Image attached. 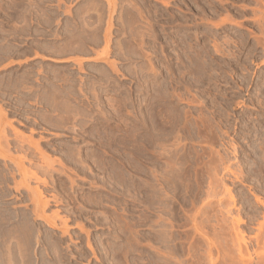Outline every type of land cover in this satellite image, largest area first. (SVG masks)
<instances>
[{
  "label": "rangeland",
  "instance_id": "1",
  "mask_svg": "<svg viewBox=\"0 0 264 264\" xmlns=\"http://www.w3.org/2000/svg\"><path fill=\"white\" fill-rule=\"evenodd\" d=\"M263 1L0 0V264H152L155 250L160 264H264ZM137 115L184 126L151 142L183 146L194 205L183 183L167 190L172 215L153 196L159 146L140 165L153 194L135 197Z\"/></svg>",
  "mask_w": 264,
  "mask_h": 264
},
{
  "label": "bare ground",
  "instance_id": "2",
  "mask_svg": "<svg viewBox=\"0 0 264 264\" xmlns=\"http://www.w3.org/2000/svg\"><path fill=\"white\" fill-rule=\"evenodd\" d=\"M80 1V0H79ZM91 1V0H90ZM94 1V0H93ZM264 2V1H263ZM91 3V2H90ZM107 4H109V3H107ZM263 4V3H262ZM91 5V4H90ZM59 6V5H58ZM69 6H70V4H69ZM95 6V5H94ZM66 7V6H65ZM92 7L93 6H91V8H89V10L90 9H92ZM96 7V6H95ZM94 7V8H95ZM108 7V6H107ZM67 8V7H66ZM80 9H81V7H80ZM86 9V8H85ZM97 9V8H96ZM96 9H94V10H96ZM262 9H264V8H262ZM83 10V9H82ZM93 10V11H94ZM83 11H86V10H83ZM83 11H81V12H83ZM96 11H98V10H96ZM74 12V11H73ZM79 12V11H78ZM262 12V11H261ZM84 13V12H83ZM82 13V14H83ZM77 14V13H76ZM97 14V13H96ZM262 14L264 15V13L262 12ZM80 15V14H79ZM92 15H94V14H92ZM98 16H99V14H97ZM96 15V16H97ZM262 15V16H263ZM81 16V15H80ZM79 16V17H80ZM261 16V17H262ZM24 17V16H23ZM82 17V16H81ZM84 17V16H83ZM259 17H260V15H259ZM264 17V16H263ZM262 17V18H263ZM98 17H96V19H97ZM261 18V19H262ZM82 19V23H84L85 24V20L83 21V19L84 18H81ZM99 19V18H98ZM97 19V20H98ZM100 20H98V22H99ZM73 22V21H72ZM108 24V23H107ZM77 26V25H76ZM86 26L84 25V28H85ZM98 27V26H97ZM96 27V28H97ZM79 29V28H78ZM87 29V28H86ZM85 29V30H86ZM94 29H95V27H94ZM108 31V30H107ZM74 32V31H73ZM87 32V31H86ZM78 34H79V32H78ZM87 33H84V35H86ZM106 35V34H105ZM78 36V35H77ZM76 35H75V38L77 37ZM71 38H72V36H71ZM74 38V37H73ZM98 56V55H97ZM102 56V55H101ZM100 55H99V57H101ZM103 57V56H102ZM101 57V58H102ZM96 58V57H95ZM8 83V82H7ZM66 92V91H65ZM56 94V93H55ZM54 94V95H55ZM58 95V94H57ZM60 97V96H59ZM58 96L56 97V99L57 98H59ZM54 98H55V96H54ZM161 98H163V97H161ZM53 100H55V99H53ZM161 100V99H160ZM49 101V100H48ZM56 101V100H55ZM58 101V100H57ZM159 101V100H158ZM162 101V100H161ZM54 102V101H53ZM56 104V103H55ZM160 104H162V103H160ZM151 105V104H150ZM165 105V104H164ZM157 107V106H156ZM160 107V106H159ZM158 107V108H159ZM65 108H66V106H65ZM164 108H166V107H164ZM138 109V108H137ZM159 109H161V108H159ZM159 109H157V110H159ZM1 110V109H0ZM154 110V109H153ZM152 110V111H153ZM161 110H163L162 111V113L164 112V109L162 108ZM167 110V109H166ZM165 110V111H166ZM170 110V109H169ZM1 111H3V110H1ZM136 111V110H135ZM147 111V110H146ZM176 111V110H175ZM63 112V111H62ZM138 112V111H137ZM159 112V111H158ZM161 112V111H160ZM160 112L159 113H157V114H160ZM168 112V111H167ZM167 112H165V113H167ZM171 112V111H170ZM174 112V111H173ZM172 112V113H173ZM177 112V111H176ZM2 114H3V112H1ZM0 113V114H1ZM161 113V114H162ZM184 113H186L185 111H184ZM147 114V113H146ZM152 114V113H151ZM187 114V113H186ZM155 115H156V113H155ZM154 115V116H155ZM138 116V115H137ZM157 116V119H158V117L160 116H158V115H156ZM185 116V115H184ZM188 116V115H187ZM0 117H2V115L0 116ZM62 117V116H61ZM153 117V116H152ZM151 117V118H152ZM163 117V116H162ZM165 117V116H164ZM172 117V116H171ZM136 118V119H135ZM193 118V117H192ZM63 119H65V117L63 118ZM134 119H135V122H134V128H133V132H132V151H133V155H134V161H135V163H134V181H133V190H134V193H135V197L137 198V197H140L141 195H140V191H141V188H142V190H143V192L148 196V193H149V188L151 189V187H153L154 188V186H152V184H151V187H149L150 185H144L143 184V181L144 180H142V187H140L141 185V182H140V180L143 178H140L141 177V170H143V169H141L140 167V165L142 164V163H144V162H146V159L150 156V155H153L152 153L154 152L153 151V149H152V147H157V146H159L160 147V152H158L157 154H158V156L160 157V158H162V160H163V163H164V166L162 167V169H161V171H160V173H158L159 171H155L156 173H157V175H158V178H155V179H157L156 181V183H158V190L156 191V195H153V196H156L157 197V199L159 200V204L164 208V207H168V201H167V190H169L170 188H173V190L178 186V184H181V183H183V187H184V192L186 193V196L184 197V198H186V201L187 202H191V204H193L192 202H193V198H197V196L199 195V190L201 191V186L202 185H199L198 186V184H197V182H195V179H193L194 177H193V175H192V177L193 178H190V176L188 175L189 174V171L191 170H189L188 171V173H187V168H185V167H177L176 166V164L178 165L179 163H180V159H181V156H183L182 155V153H184V151L182 152V149H183V146H181L182 147V149H181V151H179V152H182L181 153V156L179 155V152H178V146L176 147H174V149L171 151L170 149H171V147L169 148V149H166V145H165V143L163 142V141H153V142H151V135H153V137L154 138H156V140L157 139H167V137H168V135L170 134V133H172L173 135H172V138L174 137V139H179V137H180V130H181V127H183L184 128V126H180V125H178V124H174V125H166V123H164L163 121H161V119L160 120H156L155 122H152V123H150V124H148V123H144V120H142L143 118H140L139 116L138 117H134ZM168 119H169V116H168ZM173 119V118H172ZM180 119V118H179ZM1 120V119H0ZM4 120V119H3ZM146 120V119H145ZM149 120V119H148ZM163 120V119H162ZM165 120V119H164ZM167 120V119H166ZM174 120V119H173ZM181 120V119H180ZM184 120H185V118H184ZM188 120V119H187ZM191 119H189V121H190ZM194 120V119H193ZM48 121V120H47ZM171 121V120H170ZM196 122H197V120H195ZM150 122V121H149ZM167 122V121H166ZM182 122H184V121H182ZM10 123V122H9ZM7 123H5V125H6ZM11 124V123H10ZM168 124V123H167ZM181 124H183V123H181ZM188 124H192V123H188ZM1 125V124H0ZM184 125V124H183ZM195 125L196 126H198L196 123H195ZM8 126H12V125H8ZM1 127V126H0ZM3 127H5V126H3ZM1 128L3 131L2 132H4L5 131V128ZM14 127V126H13ZM202 127V126H201ZM15 128V127H14ZM197 128V130L200 128H198V127H196ZM0 129V130H1ZM8 129H9V127H8ZM12 129V128H11ZM192 129H194L193 127H192ZM203 129V128H202ZM12 130H14V129H12ZM149 130H152V132L153 133H150V131ZM183 130V129H182ZM187 130V129H186ZM200 130V129H199ZM199 130L197 131V133L199 132ZM10 131V130H9ZM8 131V132H9ZM16 131H17V133L19 132L20 134V139H21V137H23L22 138V140L23 141H25L26 140V138L24 137V136H21V135H23V133H21L20 131H18V129L16 128V130L15 131H12V132H14L12 135L14 136V134H16ZM187 131H189V129L187 130ZM193 131V130H192ZM1 132V133H2ZM184 132H186V131H184ZM187 133V132H186ZM197 133H196V135H197ZM200 133H201V131H200ZM3 134V133H2ZM2 134H1V136H2ZM5 134V133H4ZM11 134V133H10ZM17 135V134H16ZM16 135H15V138H16ZM182 135V134H181ZM201 135V134H200ZM11 136V135H10ZM186 136V135H185ZM5 138V137H7L6 135L4 136H2V138ZM27 137V136H26ZM182 137V136H181ZM199 137V136H198ZM1 138V137H0ZM2 138L0 139V141L2 140ZM3 138V139H4ZM14 138V137H13ZM28 138H31L30 137V135L28 136ZM183 138H184V136H183ZM186 138V137H185ZM184 138V139H185ZM20 139H15L16 141L17 140H19V141H22V140H20ZM25 139V140H24ZM130 139V140H131ZM4 140H6V138L4 139ZM30 139H28V140H26V142H30L29 141ZM172 140V139H171ZM182 140V139H181ZM3 141V140H2ZM32 141L34 142V144L35 143H40L39 141H37V140H33V138H32ZM37 141V142H36ZM169 141V140H168ZM168 141H166L167 143H169ZM179 141V140H178ZM6 144H9V143H7L6 141H4ZM9 142V141H8ZM1 143V142H0ZM13 143H14V141H13ZM16 143V142H15ZM18 143V142H17ZM23 143V142H22ZM25 143V142H24ZM176 145H178L180 142H177V140H176ZM4 144V143H3ZM4 145V146H6L7 147V150L6 151H8V149H9V147H8V145ZM19 144V143H18ZM20 144H21V142H20ZM29 144V143H28ZM30 144H32L33 145V143L32 142H30ZM29 144V145H30ZM131 144V143H130ZM169 144H171V143H169ZM168 144V145H169ZM2 145V144H1ZM16 145V144H15ZM24 145V144H23ZM37 146H35V145H33L34 147H39L38 146V144H36ZM182 145V144H181ZM3 146V145H2ZM9 146H10V144H9ZM32 146V147H33ZM1 147V146H0ZM19 147V146H18ZM31 147V148H32ZM2 148H4V147H2ZM22 148V147H21ZM20 148V149H21ZM25 148V147H24ZM180 148V147H179ZM5 149V148H4ZM18 149V148H17ZM39 149H41L40 147H39ZM190 149V148H189ZM235 149V148H234ZM16 150V149H15ZM25 150V149H24ZM23 150V151H24ZM193 150V149H192ZM1 151V150H0ZM21 151H22V149H21ZM36 151H37V149H36ZM35 151V152H36ZM189 151H191V150H189ZM10 153H12L11 152V150L9 151ZM35 152H33V153H35ZM39 152H41V150L39 151ZM39 152H37L38 154H39ZM43 152H44V150H43ZM69 152V151H68ZM3 153V152H2ZM19 153H20V151H19ZM23 153H26V152H23ZM42 153V152H41ZM71 153V152H70ZM69 153V154H70ZM21 154V153H20ZM36 154V153H35ZM45 154V153H44ZM6 155V154H5ZM7 155H8V152H7ZM22 155V154H21ZM41 155V154H40ZM39 155V156H40ZM73 155V154H72ZM24 156L25 155H23V158H21L23 161H25L26 160V158H25V160H24ZM38 156V157H39ZM154 156H155V154H154ZM20 157H22V156H20ZM19 157V158H20ZM26 157V156H25ZM44 157V155L43 156H41V158H43ZM74 157H75V155H74ZM158 157V158H159ZM12 158H14V157H12ZM29 158V157H28ZM40 158V159H41ZM157 158V159H158ZM186 158H188V157H186ZM197 158V157H196ZM3 159H5V158H3ZM40 159H39V161H40ZM45 159V158H44ZM44 159H41L42 161L44 160ZM76 159V158H75ZM185 158H183V160H184ZM15 160H17V159H15ZM76 160H78V159H76ZM160 160V159H159ZM161 160V161H162ZM182 160V161H183ZM186 160V159H185ZM184 160V161H185ZM188 160V159H187ZM220 160V159H219ZM221 160H222V157H221ZM220 160V161H221ZM31 161V160H30ZM29 161V162H30ZM38 161V160H37ZM36 161V162H37ZM133 161V162H134ZM183 161V162H184ZM7 162V161H6ZM9 162H10V160H9ZM14 162V161H13ZM12 162V163H13ZM32 162V161H31ZM34 162V161H33ZM35 162V163H36ZM46 162V161H45ZM186 162V161H185ZM2 164V163H1ZM13 164H16V162L15 163H13ZM12 164V165H13ZM37 164H39V163H37ZM37 164H36V166H37ZM44 164H46V163H44ZM162 164V163H161ZM187 164H188V162H187ZM189 164H191V163H189ZM17 165V164H16ZM21 165V164H20ZM47 165V164H46ZM183 165V164H182ZM4 166H5V164H4ZM22 166H23V163H22ZM35 166V165H34ZM184 166V165H183ZM203 166V165H202ZM17 167H18V165H17ZM20 167V166H19ZM146 167H148L147 165H146ZM145 167V168H146ZM189 167H190V165H189ZM199 167H200V165H199ZM16 168V167H15ZM37 168H38V166H37ZM40 168L41 169H39V171L40 170H42V167L40 166ZM45 168V167H44ZM149 168V167H148ZM147 168V169H148ZM191 168H192V171H193V166H191ZM204 168V166L202 167V169ZM228 168V167H227ZM14 169V168H13ZM17 169V168H16ZM201 169V168H200ZM199 169V170H200ZM202 169H201V173H202ZM12 170V169H11ZM22 170H23V167H22ZM45 170H46V168H45ZM148 170H150V169H148ZM198 170V171H199ZM227 170V169H226ZM44 170H42L41 172H43ZM197 171V170H196ZM196 171H193V173L195 172L196 173V175H194V176H197V172ZM205 170L203 169V172H204ZM228 171V170H227ZM14 172V171H13ZM22 172V171H21ZM29 171L27 170V173H28ZM31 172V171H30ZM45 172V171H44ZM148 172V171H147ZM150 172V171H149ZM154 172V171H153ZM155 172L153 173V174H155ZM200 172V171H199ZM206 172V171H205ZM8 173H10L9 171H8ZM12 173V172H11ZM10 173V174H11ZM26 173V175H28ZM192 172H190V174H191ZM194 173V174H195ZM9 174V175H10ZM14 175H15V172L13 173ZM44 174H47V173H44ZM49 174H51L49 177H51V179L53 180V178H52V172H50V173H48L47 175H49ZM152 174V173H151ZM204 173H202V175H203ZM2 175H3V173H2ZM1 175V176H2ZM33 175H36V174H33ZM199 176H201V174L199 175ZM11 177V176H10ZM16 177V176H15ZM26 177V176H25ZM30 177V176H29ZM37 178H38V176H36ZM35 177V178H36ZM49 177H48V180H49ZM156 177V176H155ZM188 177V178H187ZM202 177V176H201ZM6 178V177H5ZM12 178V177H11ZM27 178V177H26ZM31 178V177H30ZM29 178V179H30ZM40 178V177H39ZM154 178V177H153ZM195 178H197V177H195ZM221 178V177H220ZM146 179V178H145ZM200 179H202V178H200ZM199 178H198V180L199 181H201ZM13 180V179H12ZM41 180V179H40ZM46 180V179H45ZM51 180V181H52ZM203 180V182H204V179H202ZM16 181V180H15ZM42 181V180H41ZM13 182H14V180H13ZM20 182V181H19ZM38 182H39V180H38ZM46 182H47V180H46ZM45 182V183H46ZM147 182H149V181H147ZM147 182H145V184L147 183ZM202 182V183H203ZM12 183V182H11ZM14 183H16V182H14ZM155 183V184H156ZM7 184V183H6ZM20 184V183H19ZM19 184L17 183V185H18V187H17V185L16 186H14V184H12L11 186H14V188H16V189H18L19 190V188L21 187V186H19ZM182 185V184H181ZM208 185H210L209 184V182H208ZM26 187H27V185H26ZM29 187V186H28ZM210 187V186H209ZM11 188V187H10ZM13 188V187H12ZM2 189V188H1ZM22 189H25L26 190V188L25 187H23ZM178 189H179V187H178ZM210 189H211V187H210ZM210 189H208L209 191H211ZM10 190V189H9ZM153 190V189H152ZM166 190V191H165ZM180 190V189H179ZM177 191V192H180V191ZM27 191V190H26ZM28 191H30L29 190V188H28ZM28 191L26 192V193H28ZM25 192V191H24ZM32 192H34L33 190H32ZM32 192H30V194L32 193ZM175 192H176V190H175ZM176 192V193H177ZM3 193V192H2ZM16 193V192H15ZM40 193V192H39ZM208 193V192H207ZM211 193V192H210ZM213 193V192H212ZM211 193V194H212ZM229 193V197L233 200V197H232V195H231V193H230V191L228 192ZM19 195H21L20 193H18ZM153 194V193H152ZM151 193H149V195L151 196L152 195ZM178 194V193H177ZM177 194H174V195H177ZM180 194V193H179ZM178 194V195H179ZM205 194H206V191H205ZM211 194H210V196H211ZM28 195V194H27ZM33 196H35L34 194H32ZM32 195H31V198H32ZM140 195V196H139ZM183 195V194H182ZM185 195V194H184ZM200 195H202V194H200ZM200 195H199V197H200ZM13 196H15V195H13ZM13 196H12V198H13ZM28 196H30V195H28ZM146 196V197H147ZM209 196V195H208ZM207 196V197H208ZM18 197V196H17ZM20 197V196H19ZM135 197L133 198V199H135ZM172 197V196H171ZM182 197V196H181ZM30 198V199H31ZM34 198V197H33ZM52 198H54L53 196H52ZM51 198V199H52ZM148 198H150V197H148ZM172 198H174V197H172ZM178 198H179V196H178ZM210 198V197H209ZM209 198H208V200H209ZM17 199V198H16ZM29 199V198H28ZM29 199V200H30ZM47 199V198H46ZM154 199V198H153ZM183 199V198H182ZM5 200V199H4ZM4 200H2V202L4 201ZM32 200V199H31ZM38 200V199H37ZM37 200H35V198L33 199V203H32V206H34V201H36V203H38L37 202ZM40 200V199H39ZM48 201H49V199H47ZM156 200V199H155ZM158 200H157V202H158ZM194 200H196V199H194ZM171 201H172V199H171ZM40 202V201H39ZM153 202V201H152ZM209 202V201H208ZM43 203V202H42ZM45 203V202H44ZM49 203V202H48ZM173 203H174V201H173ZM173 203H171V205L173 204ZM210 204H211V202H209ZM39 204V203H38ZM37 204V205H38ZM45 204H47V203H45ZM157 204V203H156ZM191 204H190V207H191ZM206 204H207V202H206ZM205 204V205H206ZM36 204H35V206H37ZM43 205V204H42ZM41 205V206H42ZM170 205V204H169ZM194 205V204H193ZM192 205V206H193ZM204 205V206H205ZM207 205H209V204H207ZM47 206V205H46ZM211 205H209V207H210ZM38 207V206H37ZM36 207V208H37ZM43 207V206H42ZM41 207V208H42ZM201 207V206H200ZM199 207V208H200ZM206 207H208V206H206ZM40 208V209H41ZM192 208V207H191ZM203 208V207H202ZM205 208V207H204ZM35 209V208H34ZM34 209H31V211L32 212H34L33 210ZM38 209V208H37ZM36 209V210H37ZM157 209V208H156ZM168 209H169V211L171 210V208L170 207H168ZM185 209V208H184ZM13 210V209H12ZM35 210V211H36ZM158 210V209H157ZM161 210V209H160ZM176 210V209H175ZM182 210V209H181ZM187 210V209H186ZM188 210H189V208H188ZM187 210V211H188ZM191 210V209H190ZM162 211V210H161ZM185 211V210H184ZM183 211V212H184ZM198 211V210H197ZM197 211H195V212H197ZM201 211H203L202 209H201ZM229 211V210H228ZM42 212V211H41ZM171 212V211H170ZM169 212V214L170 215H172V212L170 213ZM204 212V211H203ZM207 212V211H206ZM35 213V212H34ZM40 213V212H39ZM43 213H44V211H43ZM175 213H177V212H174V210H173V215L175 214ZM198 213H199V211H198ZM202 213V212H201ZM205 213V212H204ZM42 214V213H41ZM160 214V213H159ZM166 214H167V212H166ZM182 215V214H181ZM44 216V215H43ZM164 216V215H163ZM166 216V215H165ZM169 216V215H168ZM183 216H189L188 214L186 215H183ZM196 217L197 216H193L192 218H190V225L192 226L191 228L193 229H191L190 228V230H192V232L194 231V233H196V234H198V236L200 237V236H203V233H202V230H201V226H200V224L201 223H199L197 220H196ZM7 220V219H6ZM236 221H237V219H236ZM238 221H240V219H238ZM237 221V222H238ZM4 222V221H3ZM201 222V221H200ZM206 222V221H205ZM166 223V222H165ZM199 223V224H198ZM203 223H204V220H203V222H202V224L201 225H203ZM163 225H165V224H163ZM168 225H169V223H168ZM171 225V224H170ZM167 226V225H166ZM166 226H164V227H166ZM204 226V225H203ZM206 227V226H205ZM15 228V227H14ZM167 228V227H166ZM168 229V228H167ZM167 229H162L161 231H163V232H157L156 230V232L157 233H155V231H154V233L155 234H157L158 235V237H159V239L161 240V241H163L165 238H169L170 239V237H168L169 236V233L171 232L170 230H167ZM203 229V228H202ZM204 230V229H203ZM64 232V231H63ZM204 233H205V231H203ZM2 233V232H1ZM7 233H9V232H7ZM11 233V232H10ZM9 233V234H10ZM65 233V232H64ZM193 233V234H194ZM154 234V235H155ZM172 234V233H171ZM171 234H170V236H171ZM18 235V234H17ZM24 235V234H23ZM26 235V234H25ZM206 235V234H205ZM12 236V235H11ZM14 236H15V233H14ZM13 237V236H12ZM155 237V236H154ZM204 237V236H203ZM10 239H11V237H9ZM14 238V240H15V238L16 237H13ZM20 238V237H19ZM171 238H173V234H172V237ZM202 238V237H201ZM8 239V238H7ZM9 239V240H10ZM158 239V238H157ZM168 239V240H169ZM5 240V239H4ZM3 240V241H4ZM12 240V239H11ZM20 240V239H19ZM24 240V239H23ZM28 240V239H27ZM168 240H167V242H168ZM171 240H173V239H171ZM170 240V241H171ZM2 241V240H1ZM17 241V242H16ZM15 242L16 243H18V240H16ZM31 241V240H30ZM206 241V240H205ZM7 242H8V240H7ZM14 242V243H15ZM208 242V241H207ZM213 242V241H212ZM20 244H18V246L20 245L21 246V240H20V242H19ZM210 243V242H209ZM9 244V243H8ZM206 244V243H205ZM212 244V243H211ZM213 244H214V242H213ZM6 245V244H5ZM208 245V244H207ZM207 245H206V247H207ZM8 246V245H7ZM13 246V245H12ZM17 246V245H16ZM28 246V245H27ZM212 246V245H211ZM25 247V246H24ZM4 248V247H3ZM6 248H7V250H9L10 248H9V246L8 247H5V249H4V251L6 250ZM18 248V247H17ZM20 248V247H19ZM22 248H23V246H22ZM29 248H31V247H29ZM14 249V248H13ZM207 249H208V252L210 251V249L211 248H209V247H207ZM18 250V249H17ZM20 250V249H19ZM18 250V251H19ZM10 251V250H9ZM17 251V253L18 254H20L19 252ZM21 251V250H20ZM29 251V250H28ZM241 251V249L239 248V254L241 253L240 252ZM3 252V251H2ZM1 252V253H2ZM6 252V251H5ZM5 252H3V254L5 253ZM13 252V251H12ZM11 252V253H12ZM55 252V251H54ZM24 253V255H25V253L26 252H23ZM56 253V252H55ZM161 252H158V251H153V257H152V264H160V263H163L165 260L163 259V257H164V253H162V254H160ZM209 254H211V253H209ZM242 254V253H241ZM239 255V256H244L243 254L242 255ZM12 255H14L13 253H12ZM12 255H10V256H12ZM21 256L23 255V254H20ZM207 255V254H206ZM4 256H9L8 254H6L5 253V255ZM9 256V257H10ZM18 256V258L20 257L19 255H17ZM56 256V255H55ZM3 257V256H2ZM25 256H23V258H24ZM210 258H211V256H209ZM5 258V257H4ZM8 259V258H7ZM10 259H11V257H10ZM9 259V261H11ZM13 259V258H12ZM26 259V258H25ZM43 259V258H42ZM165 259H166V257H165ZM243 259V258H242ZM245 259H248V258H245ZM14 260V259H13ZM18 260V259H17ZM244 260V259H243ZM8 261V260H7ZM5 262L6 264L9 262ZM15 261V260H14ZM20 261H21V263H23V259L21 258L20 259ZM58 261V260H57ZM208 261H210V260H208ZM28 264V263H27ZM168 264V263H167ZM212 264V263H211Z\"/></svg>",
  "mask_w": 264,
  "mask_h": 264
}]
</instances>
